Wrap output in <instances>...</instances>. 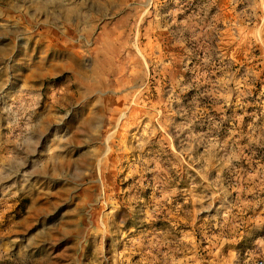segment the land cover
Listing matches in <instances>:
<instances>
[{"label":"rangeland","instance_id":"374dc122","mask_svg":"<svg viewBox=\"0 0 264 264\" xmlns=\"http://www.w3.org/2000/svg\"><path fill=\"white\" fill-rule=\"evenodd\" d=\"M0 264H264V0H0Z\"/></svg>","mask_w":264,"mask_h":264}]
</instances>
